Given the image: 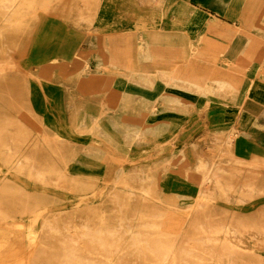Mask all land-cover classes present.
Here are the masks:
<instances>
[{"label": "rangeland", "instance_id": "374dc122", "mask_svg": "<svg viewBox=\"0 0 264 264\" xmlns=\"http://www.w3.org/2000/svg\"><path fill=\"white\" fill-rule=\"evenodd\" d=\"M133 2L157 14L163 0H0V264H264V49L255 39L242 54L203 37L198 63L181 59L183 82L118 71L114 90L95 60L61 75L48 62L56 37H82L77 60L91 53L99 15L122 26ZM228 3L216 0L217 16ZM257 14L255 4L243 10L242 33L251 36ZM237 33L216 31L228 42ZM40 82L66 83L70 99L55 117L33 110ZM207 175L212 185L197 191Z\"/></svg>", "mask_w": 264, "mask_h": 264}, {"label": "crops", "instance_id": "0c3cea01", "mask_svg": "<svg viewBox=\"0 0 264 264\" xmlns=\"http://www.w3.org/2000/svg\"><path fill=\"white\" fill-rule=\"evenodd\" d=\"M215 2L216 0H163L157 14L152 13L146 3L143 4V9L138 7L137 13L138 4L133 2L131 13L125 15V24L122 26L116 24L117 15L104 10L97 20V35L91 53L85 51L78 55L77 60L74 55L77 56L78 49H83L82 37L80 35L71 38L56 37L55 45L52 42L47 44V49H50L48 62H52V59L56 61L59 67H55V71L58 73L67 68V74H71L76 65L88 67L89 62L92 64L95 60L97 79L100 78L103 85H108L114 90L119 87L117 77L120 75H116L118 71L144 74L149 70H158L172 75V79L176 81L183 82L186 78L177 75L176 71L179 67L185 69L188 63L181 59L183 55L189 59L195 58L203 37L229 44L230 48L227 49H231V45L236 43L238 49H243L242 54L245 53V49H249L253 39L259 43V49H264V0H229L225 8L220 10L222 16L216 15ZM251 4L257 6L258 14L256 24L248 29L251 33L249 36L241 32L247 31L242 24L241 14ZM100 18L103 23H100ZM219 27L238 30L239 33L231 42L223 41L216 35ZM158 36L176 38L185 45V48L180 46L169 48L164 43H157L155 38ZM198 60L196 57L195 62L198 63ZM222 61L228 65L235 62L227 56H224ZM106 70L111 71V74L106 73ZM260 78H264V67ZM65 84L61 86L40 82L39 85L32 87L33 110L45 119L55 117L56 104L62 102L65 105L70 99ZM118 91L120 92V88Z\"/></svg>", "mask_w": 264, "mask_h": 264}, {"label": "bare ground", "instance_id": "6f19581e", "mask_svg": "<svg viewBox=\"0 0 264 264\" xmlns=\"http://www.w3.org/2000/svg\"><path fill=\"white\" fill-rule=\"evenodd\" d=\"M2 66V65H1ZM11 66H13V65H11ZM8 68V67H7ZM3 70V69H2ZM229 138H230V140H231V136H229ZM212 183H213V180H212V178L209 176V175H207V176H205V177H203L202 178V180H201V182L199 183V185L197 186V191H199V190H202L203 188H209L211 185H212ZM170 201L171 200H174V198L173 197H170V199H169ZM40 217V216H39ZM39 219V218H38Z\"/></svg>", "mask_w": 264, "mask_h": 264}]
</instances>
